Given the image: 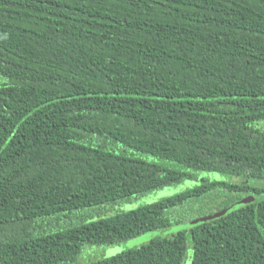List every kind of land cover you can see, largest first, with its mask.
Returning a JSON list of instances; mask_svg holds the SVG:
<instances>
[{
    "label": "trees",
    "instance_id": "1",
    "mask_svg": "<svg viewBox=\"0 0 264 264\" xmlns=\"http://www.w3.org/2000/svg\"><path fill=\"white\" fill-rule=\"evenodd\" d=\"M206 170L128 210L109 207ZM264 0H0V264H264ZM255 198L164 235L172 226Z\"/></svg>",
    "mask_w": 264,
    "mask_h": 264
},
{
    "label": "rangeland",
    "instance_id": "2",
    "mask_svg": "<svg viewBox=\"0 0 264 264\" xmlns=\"http://www.w3.org/2000/svg\"><path fill=\"white\" fill-rule=\"evenodd\" d=\"M186 170H188L192 174L191 177H187L180 182L173 183V184L167 185L165 187L155 189L153 191L145 192V193H143L137 197L132 198L129 201L120 203L119 206L117 205L115 207H111V208L109 207L110 211L111 210L112 211L113 210H128V209H132V208L138 207V206L146 204V203H151V202L157 201L163 197H166V196L178 193L180 191H183L187 188H190V187L200 183L202 180H205V179H207V180H225V181H234V182L235 181L239 182L240 180H242V178L234 177V176H231L229 174H224V173L215 172V171H206V170L197 171V170H192L189 168H187ZM249 182L264 185V180H256V181L249 180ZM254 198H255L254 195L248 194V195L242 196L236 202L241 203L242 201H246L245 203H247V202L252 201ZM241 204H244V203H241ZM207 215H210V214H207ZM203 216H206V215H203ZM200 217H202V216H200ZM188 221H190V220H188ZM188 221H185V222H182L180 224L172 226L170 229L165 231L164 235H166L168 233L176 232L178 230L177 229L178 225L184 224ZM154 236H156V234H153L151 232H147V233L140 234L136 237L122 241V242L117 243V244H112V245H107V246H95V245H88L87 244L83 247V249L81 250V252L77 256L75 263L78 264V263L88 262L90 260H95V259L103 258V257L109 256V255H113L114 253L120 252L126 248L138 246L144 242H147L149 239H151Z\"/></svg>",
    "mask_w": 264,
    "mask_h": 264
},
{
    "label": "water",
    "instance_id": "3",
    "mask_svg": "<svg viewBox=\"0 0 264 264\" xmlns=\"http://www.w3.org/2000/svg\"><path fill=\"white\" fill-rule=\"evenodd\" d=\"M246 201H242L241 203H244L245 204ZM241 203H233L231 204L230 206H228L227 208L225 209H222L221 211H218V212H215L214 214H210V215H206V216H202V217H199V218H195V219H192L184 224H181V225H178L177 226V229L180 230V229H183V228H189V227H192L194 225H197V224H200L201 222H204V221H207L209 219H213V218H216V217H219L225 213H227L228 211H231L237 207L240 206ZM248 203V202H247ZM243 205V204H241ZM153 234H158V232H151Z\"/></svg>",
    "mask_w": 264,
    "mask_h": 264
}]
</instances>
